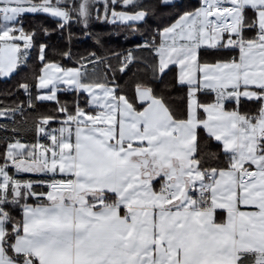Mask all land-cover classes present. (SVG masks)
I'll list each match as a JSON object with an SVG mask.
<instances>
[{
  "label": "snow or ice",
  "instance_id": "1",
  "mask_svg": "<svg viewBox=\"0 0 264 264\" xmlns=\"http://www.w3.org/2000/svg\"><path fill=\"white\" fill-rule=\"evenodd\" d=\"M0 83V264H264V0H0Z\"/></svg>",
  "mask_w": 264,
  "mask_h": 264
},
{
  "label": "trees",
  "instance_id": "2",
  "mask_svg": "<svg viewBox=\"0 0 264 264\" xmlns=\"http://www.w3.org/2000/svg\"><path fill=\"white\" fill-rule=\"evenodd\" d=\"M193 2H194V0H193ZM123 40V38L121 37V41ZM4 87V85L2 84V83H0V88H3Z\"/></svg>",
  "mask_w": 264,
  "mask_h": 264
}]
</instances>
